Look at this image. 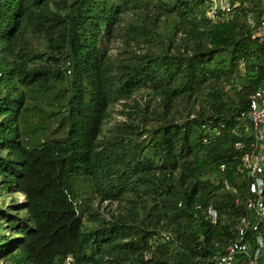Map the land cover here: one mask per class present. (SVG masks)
<instances>
[{
  "label": "trees",
  "instance_id": "trees-1",
  "mask_svg": "<svg viewBox=\"0 0 264 264\" xmlns=\"http://www.w3.org/2000/svg\"><path fill=\"white\" fill-rule=\"evenodd\" d=\"M204 1L0 0L5 264H220L248 214L241 111L264 40L247 19L263 0L215 22ZM258 233L264 264V219Z\"/></svg>",
  "mask_w": 264,
  "mask_h": 264
},
{
  "label": "built area",
  "instance_id": "built-area-1",
  "mask_svg": "<svg viewBox=\"0 0 264 264\" xmlns=\"http://www.w3.org/2000/svg\"><path fill=\"white\" fill-rule=\"evenodd\" d=\"M231 10L229 0H205L201 5V12L204 16L213 19L215 22L225 16ZM218 18V19H217ZM248 24L255 28L251 37L264 40V0L263 6L257 13L249 15ZM241 117L247 118L251 125L252 141L250 151L244 154V166L251 177L248 185V195L245 199V207L248 214L243 215L236 226V237L230 241L221 254L213 258L220 264H232L240 256L246 257L245 264H255L259 249L263 246L262 235L258 233L259 223L264 219V87L258 88L248 95L247 109L241 111ZM236 148L243 144L237 142ZM224 165H221V170ZM225 188L229 189L227 183ZM235 191V190H233ZM238 201V200H237ZM212 221H215V211L208 209ZM254 241L255 251L251 250L250 244Z\"/></svg>",
  "mask_w": 264,
  "mask_h": 264
},
{
  "label": "rangeland",
  "instance_id": "rangeland-1",
  "mask_svg": "<svg viewBox=\"0 0 264 264\" xmlns=\"http://www.w3.org/2000/svg\"><path fill=\"white\" fill-rule=\"evenodd\" d=\"M111 45L113 47L110 48V52H115L116 51V48H119L122 45V43H121V40L115 39V40L112 41V44ZM119 108H120L119 104L118 105L116 104L115 107H114L113 118L115 120L116 119H122V115L117 111V110H119ZM110 123H112V122L110 121ZM110 123H107V126H110ZM9 195L12 196V200L15 203H17V205L20 204L21 201L24 199L23 195L20 194V193L13 192V193H10ZM96 198H97L96 196H91V201L94 202L95 206L98 205V201L95 200ZM109 204L110 203L108 201H105V202L102 203L101 206L102 207H107V210H108L109 209V207H108ZM113 204H114V205H112L113 207H110V209H113L115 207L116 203L114 202ZM16 208H20V207L17 206ZM104 216L106 218H108L107 213H104ZM0 264H5V262H3L2 260H0Z\"/></svg>",
  "mask_w": 264,
  "mask_h": 264
},
{
  "label": "water",
  "instance_id": "water-1",
  "mask_svg": "<svg viewBox=\"0 0 264 264\" xmlns=\"http://www.w3.org/2000/svg\"><path fill=\"white\" fill-rule=\"evenodd\" d=\"M216 214V213H215Z\"/></svg>",
  "mask_w": 264,
  "mask_h": 264
}]
</instances>
